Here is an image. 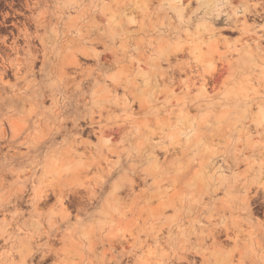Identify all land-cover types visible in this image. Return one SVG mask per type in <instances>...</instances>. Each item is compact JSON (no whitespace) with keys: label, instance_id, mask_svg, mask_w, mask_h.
<instances>
[{"label":"rangeland","instance_id":"obj_1","mask_svg":"<svg viewBox=\"0 0 264 264\" xmlns=\"http://www.w3.org/2000/svg\"><path fill=\"white\" fill-rule=\"evenodd\" d=\"M101 1L79 0L81 11L71 14L75 26H67L68 16L55 24L62 44L75 42L88 70L82 83L88 118L101 115L104 126L93 133L99 125L81 119L85 131L61 137L58 162L70 171L61 176L70 216L62 215L55 240L67 251L58 260L108 264L124 246L141 247L155 233L163 240L151 239L150 251L138 248L137 256L145 264L168 262L176 237L194 240L210 224L208 216L229 215L246 184L264 198V0ZM11 2L0 0V21ZM214 3L217 10L208 15ZM4 36L0 27V41ZM84 41L88 56L77 50ZM57 98L61 106L74 100L66 89ZM46 102L49 111V97ZM80 137L85 145H75ZM8 180L0 196L10 192ZM54 204L52 198L41 208L46 228ZM254 208L263 221L264 206ZM13 213L11 207L0 211V220L10 221ZM6 228L0 264L12 246L9 254L20 262L17 242L24 231Z\"/></svg>","mask_w":264,"mask_h":264},{"label":"bare ground","instance_id":"obj_2","mask_svg":"<svg viewBox=\"0 0 264 264\" xmlns=\"http://www.w3.org/2000/svg\"><path fill=\"white\" fill-rule=\"evenodd\" d=\"M101 2L108 5L104 0ZM11 3L8 6L10 11L4 12L3 20L0 21V27L5 32L0 41V186L8 184L9 177L12 182L8 195L0 196V211L4 213L11 207L14 213L10 221L2 215L0 238L8 240L6 226L24 231V235L16 241L20 247V262L11 256L14 253L9 254L13 250L12 246L6 252V264H61L63 262L58 259L66 248L56 247L55 240L62 234V215L70 216L65 203L64 186H61V176L70 171L58 162L61 159L58 152L63 144L61 137L85 131L81 119L87 125L88 122L99 125L96 127L98 129H93V133H102L104 130L101 115H97V118L90 115L88 118V102L82 88L88 76L85 71L88 70L76 55L77 45L75 42L62 44L63 36L55 26L65 16H68L67 26H75V17H71V14L79 13L82 4L79 0H70L69 3L66 0H13ZM218 5L214 3L207 14L216 11ZM103 46L104 50L107 49V45L103 43ZM64 48L66 55L63 54ZM91 49L95 51L94 47ZM77 50L88 56V41L80 42ZM106 55L111 54H104L105 62H108L110 59ZM38 75L41 77L40 82L36 80ZM64 89L74 99L67 106L59 105L57 98ZM46 97L51 100L49 111L45 108ZM74 142L75 145L87 143L82 137ZM50 149L54 150L52 159L50 154L47 155ZM50 163L51 167H47ZM249 190L250 183L245 185V194L238 198L237 206L230 210L229 215L216 212L208 216L210 224L202 225L194 240L189 238L191 235L176 237L174 248L166 253L170 260L158 263L264 264V220L258 219L256 214L259 210L254 208L264 206V198L261 200L257 191L250 194ZM52 198L56 210L46 228L47 217L43 216L41 208L48 205ZM24 206L29 209V217H25L27 212ZM216 216L213 222L210 218ZM71 226L75 228L76 222L68 225ZM147 236L144 239L146 243L141 247L135 242L124 246L119 255L111 256L112 262L108 264H123L122 260L127 257H132L137 264H145V260L137 256L138 248L145 247L144 252H148L151 239H162L156 237L155 233H148ZM43 238L45 242H42ZM54 257L58 261L49 262Z\"/></svg>","mask_w":264,"mask_h":264}]
</instances>
